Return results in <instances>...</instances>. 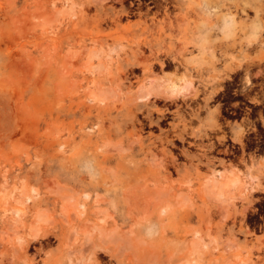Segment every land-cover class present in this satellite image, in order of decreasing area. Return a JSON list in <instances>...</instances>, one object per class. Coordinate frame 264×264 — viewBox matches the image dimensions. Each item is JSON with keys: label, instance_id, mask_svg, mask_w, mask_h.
I'll return each mask as SVG.
<instances>
[{"label": "rangeland", "instance_id": "1", "mask_svg": "<svg viewBox=\"0 0 264 264\" xmlns=\"http://www.w3.org/2000/svg\"><path fill=\"white\" fill-rule=\"evenodd\" d=\"M236 4L0 0V264H264V77L208 84Z\"/></svg>", "mask_w": 264, "mask_h": 264}, {"label": "bare ground", "instance_id": "2", "mask_svg": "<svg viewBox=\"0 0 264 264\" xmlns=\"http://www.w3.org/2000/svg\"><path fill=\"white\" fill-rule=\"evenodd\" d=\"M236 1H239V4H236V12L230 11L228 16L225 18V22L223 24V29L227 33H229L231 36L237 35V30L241 25L240 21L238 20L239 17H237V14L241 13L245 17V16H249L248 13H250V10H248V8H246V7L239 8L241 6L242 2H244V0H236ZM248 3L250 4L249 9H251L255 15L254 19L252 20V26H251L253 29L252 30L253 35L249 36L246 40L242 41L239 48L238 47L234 48V50L232 52H230V54H228L230 57H228V61L224 65L218 66L214 63V61H213V64H212V62H210L212 64L211 65L212 74L210 76L211 78L208 80V84H210L212 86V88H214V90H216V91L223 90L227 87H228L227 89H229L233 86L234 87L237 86L238 90H241L242 92H246V91H249L251 89H254L255 88L254 86H256V85L258 86L259 81H257L258 84H256V80L264 77V26L260 23V21L264 19V0H248ZM186 12H188V11H186ZM254 49H258V50H256L254 56L248 55L245 53V50L251 51ZM215 53H216V48L212 44V40H211L210 35H208V63H209L210 59L214 58ZM251 53H252V51H251ZM187 62H188L187 60L182 61V63L185 65ZM182 77H184V76H182ZM261 83H263V80ZM192 85L193 84L191 82H188V81H185L183 84H179L178 82L174 83V84H170V86L168 87V89L170 90V96L171 97L172 96H175V97L180 96V97L185 98L187 95L186 93L191 89ZM194 87H195V85H194ZM194 87H193V89H194ZM261 88H264V87H261ZM164 90H167V89H164ZM169 90H167L166 92H168ZM153 91H155V90H153ZM157 92H159V91H157ZM192 92H191V94H193ZM262 94H264V93H262ZM91 95H92L93 99H96V100L98 99V96L95 93H92ZM188 95H187V97H188ZM175 97H173V98H175ZM180 99H182V98H180ZM230 181H231V179L229 181H227L226 183L222 184L217 180H213L207 184L208 185L207 186L208 192L217 193L218 195H224V192H225L224 187L232 186V188L235 189L238 186H240L239 185L240 180L238 181V180L233 179V181H231L232 183ZM240 187H243V186H240ZM231 190H233V189H231ZM228 192H229V190H228ZM213 193H210V194H213ZM230 193H231V191H230ZM218 197H220V196H218ZM64 211H68L67 205L64 206ZM18 212H19L18 209L14 210V213H18Z\"/></svg>", "mask_w": 264, "mask_h": 264}, {"label": "flooded vegetation", "instance_id": "3", "mask_svg": "<svg viewBox=\"0 0 264 264\" xmlns=\"http://www.w3.org/2000/svg\"><path fill=\"white\" fill-rule=\"evenodd\" d=\"M227 110H228V113H230L231 115H234V116L242 114V112H241L242 109H240V110L239 109H235L234 110L233 108L229 107V108L226 109V111Z\"/></svg>", "mask_w": 264, "mask_h": 264}]
</instances>
